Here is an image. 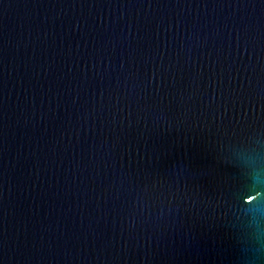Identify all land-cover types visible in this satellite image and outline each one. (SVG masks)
Instances as JSON below:
<instances>
[{"label": "water", "instance_id": "1", "mask_svg": "<svg viewBox=\"0 0 264 264\" xmlns=\"http://www.w3.org/2000/svg\"><path fill=\"white\" fill-rule=\"evenodd\" d=\"M0 264H264V0H0Z\"/></svg>", "mask_w": 264, "mask_h": 264}]
</instances>
